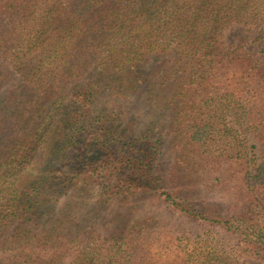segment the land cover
Here are the masks:
<instances>
[{"label": "trees", "instance_id": "trees-1", "mask_svg": "<svg viewBox=\"0 0 264 264\" xmlns=\"http://www.w3.org/2000/svg\"><path fill=\"white\" fill-rule=\"evenodd\" d=\"M2 17L20 77L7 89L0 63V264L264 263V51L223 35L264 33V0H0Z\"/></svg>", "mask_w": 264, "mask_h": 264}, {"label": "rangeland", "instance_id": "rangeland-1", "mask_svg": "<svg viewBox=\"0 0 264 264\" xmlns=\"http://www.w3.org/2000/svg\"><path fill=\"white\" fill-rule=\"evenodd\" d=\"M11 19L0 18V35L1 33L8 27ZM261 28H251L249 31L247 28H244L242 25L233 24L228 26L223 35L224 41L227 45H238L241 43L246 50L260 52L264 51V45L262 43V35ZM0 63H3L7 66V71L11 73V80L7 82V89L14 87L19 80L20 72L15 71L13 66L9 63V59L4 56V54L0 51ZM3 92V89L0 90V95ZM248 145H256L258 147V142L253 138L251 134L247 135ZM258 148L255 149L257 151ZM258 152V151H257ZM173 164V154L169 150H164L162 155L156 160V164L154 167L155 172L161 177L168 178L171 172ZM162 213L164 216H167L171 221H174L176 224L184 222L187 229L191 231L192 234H200L205 232V234H209L215 238H218L220 241H225V246L239 245L238 237L229 233L222 232L219 228H211V227H203L197 223H193L190 219H187L185 216H182L178 212L175 211H164L163 209H155L153 207H147L143 214L148 213ZM110 213L106 215H102L100 219L94 222L92 227H88L86 229L87 232H92L95 234H100L102 237L108 235L113 225L110 223ZM210 230L209 232H207ZM238 264H264L262 261L249 257L247 255H238L237 257Z\"/></svg>", "mask_w": 264, "mask_h": 264}]
</instances>
